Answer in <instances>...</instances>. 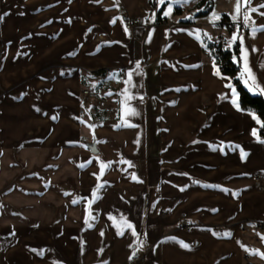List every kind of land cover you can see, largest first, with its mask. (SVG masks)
I'll return each instance as SVG.
<instances>
[{
    "label": "crops",
    "instance_id": "obj_1",
    "mask_svg": "<svg viewBox=\"0 0 264 264\" xmlns=\"http://www.w3.org/2000/svg\"><path fill=\"white\" fill-rule=\"evenodd\" d=\"M201 1L0 0V264H128L133 251L143 264H264L252 129L264 137L249 113L261 118L233 106L204 51L236 33L264 87V32L233 20L237 0H207L203 16ZM261 5L251 27L264 26ZM122 14L140 25L126 30ZM91 105L96 154L82 148Z\"/></svg>",
    "mask_w": 264,
    "mask_h": 264
},
{
    "label": "snow or ice",
    "instance_id": "obj_2",
    "mask_svg": "<svg viewBox=\"0 0 264 264\" xmlns=\"http://www.w3.org/2000/svg\"><path fill=\"white\" fill-rule=\"evenodd\" d=\"M159 2L161 4H164L166 2V0H159ZM176 3H188L189 0H175ZM243 7V12L241 11ZM260 7H264V5H261ZM172 11V7H171V4H169V7H168V10L165 11L163 14L164 16H168ZM258 9L256 7H251V0H243V3H242V0H237V4H236V7H235V13L236 15L233 16V20L235 21L239 16L242 15V23H243V26L245 28H249L251 27L252 24H254V22L251 20V16H250V13H253V12H257ZM264 14V13H262ZM188 17H186L187 19ZM215 19H219L218 16H215L214 17ZM3 19V16H0V20ZM115 22V21H113ZM251 31L253 34H255L257 31H262L264 32V26L260 27V28H256V27H251ZM205 36L207 35L206 33L204 34ZM240 40V52H241V57L240 59L243 60V68L241 70V76H240V79L243 80L244 84L246 86H248V90L250 92H253L254 94H260V95H264V87H261L258 83H257V80H256V77L255 75L253 74L252 72V69L250 67H248V50L243 47V38L242 37H238L236 33L233 34L231 40L228 42L229 43V46H231L233 43H235L237 40ZM253 51H256L255 49H253ZM213 67H214V72L213 74L214 75H219V69H216V66H215V62L213 63ZM137 68H139V65L137 64ZM129 80L126 81V83H131V76H132V73H129ZM226 87H229L231 88V91H232V104L233 106L239 111L240 110V104L238 102V97H237V93H236V89L235 88H232V86L230 84L228 85H225ZM125 92H127L128 90L125 89L124 90ZM135 97L133 96H128L127 99L128 100H131V99H134ZM223 98V97H222ZM141 99H143V97H141ZM128 114L129 115H136L137 113L135 112V109H132V108H129L128 110ZM249 115H251L252 119L256 122L257 125H259L261 128H264V122H262L255 114L253 113H249ZM83 122V121H82ZM254 137L257 138V140L264 144V140L260 139L259 135H258V132H257V129L256 128H253L252 129V133H251ZM247 157V153L245 152H241V159H245ZM89 163H91V161H89ZM81 167H83V165H81ZM107 167V165H104V164H101V167H100V170H101V174L103 173L104 169ZM133 179H136L135 175H133ZM193 183H197L196 181H193ZM102 187V185H97V188L93 190V197L96 196V192L98 191V189ZM205 187H212L211 185H206ZM183 190V189H181ZM65 195H67V193H65ZM93 201L90 200L89 201V204H91ZM73 204H77L79 203V201H72ZM89 219H94V217H91V216H86L85 217V223L88 224L89 222ZM110 219H114L112 217H110ZM91 225L89 224V227ZM120 226L123 228V227H126L128 229H132V225L130 223H127L124 218L122 217L121 218V221H120ZM118 234L120 235H123L124 232L121 230ZM132 234L135 236L136 235V231L133 229V232ZM225 235H228L227 233ZM143 244V241H140V246H142ZM181 246L182 247H185L187 248L188 245L186 244H183L181 243ZM131 247V245H130ZM138 250V249H137ZM136 254V251H133L132 255L129 256V260L133 259V257L135 256ZM253 254H259V253H253ZM262 257H264V254H261Z\"/></svg>",
    "mask_w": 264,
    "mask_h": 264
},
{
    "label": "trees",
    "instance_id": "obj_3",
    "mask_svg": "<svg viewBox=\"0 0 264 264\" xmlns=\"http://www.w3.org/2000/svg\"><path fill=\"white\" fill-rule=\"evenodd\" d=\"M206 2L207 0L201 1V6L205 7V10L200 12V15L202 16L206 15L211 10V7L206 4ZM148 5L155 8L154 0H148ZM220 24L228 27L229 24L227 18H222ZM204 51L205 56L218 65L220 72L232 80V83L239 94V102L242 109L255 112L261 118L262 122H264V97L260 95H251L244 88L242 79H240L242 62L240 59L241 52L239 39L231 46L220 41L208 42L204 40ZM101 73L102 72H100V74ZM100 113V110L93 106L91 110V120L97 121L103 119V117H99ZM259 134L261 137H264V128L260 129Z\"/></svg>",
    "mask_w": 264,
    "mask_h": 264
},
{
    "label": "built area",
    "instance_id": "obj_4",
    "mask_svg": "<svg viewBox=\"0 0 264 264\" xmlns=\"http://www.w3.org/2000/svg\"><path fill=\"white\" fill-rule=\"evenodd\" d=\"M179 13H183L184 10L183 9H179L178 10ZM121 21L122 24L124 26V28L126 30H132L135 27H137L138 25H140V21L137 18H134L132 16H130L129 14H122L121 15ZM159 23L160 24H166L167 21L164 18H159ZM249 28H243V31L250 29ZM111 73V70H105L103 72V74L100 76L101 78H106L107 76H109ZM84 94H87L86 91H84ZM184 218V216H183ZM190 226L189 222H185V227L188 228ZM128 264H143V257L139 254H135V256L133 257V259L129 260Z\"/></svg>",
    "mask_w": 264,
    "mask_h": 264
},
{
    "label": "rangeland",
    "instance_id": "obj_5",
    "mask_svg": "<svg viewBox=\"0 0 264 264\" xmlns=\"http://www.w3.org/2000/svg\"><path fill=\"white\" fill-rule=\"evenodd\" d=\"M108 69H109V68H108ZM108 69H105V70H108ZM105 70H104V71H105ZM86 89H87L88 91H87ZM84 91H86L87 94H88V92H89V95L93 93L91 88H86V87H84V90H83V95H84V96H88L87 94H84ZM91 92H92V93H91ZM91 107H92V105L90 106V108H91ZM88 113H91V111L88 110ZM92 122H93V121L91 120V115H89V118H88V119H85V118H84V121H83L84 139L87 141V142L85 141L86 144L91 143L89 137H90V135H91V133H90V129H91V126H92ZM89 141H90V142H89ZM82 148L85 149V150H88V149L86 148V145H84V144H82ZM258 240H259L261 246H264V236L261 235V236L258 238ZM262 250L264 251V249H262Z\"/></svg>",
    "mask_w": 264,
    "mask_h": 264
},
{
    "label": "water",
    "instance_id": "obj_6",
    "mask_svg": "<svg viewBox=\"0 0 264 264\" xmlns=\"http://www.w3.org/2000/svg\"><path fill=\"white\" fill-rule=\"evenodd\" d=\"M86 146L92 154L97 153V148H96V145L94 143H88V144H86Z\"/></svg>",
    "mask_w": 264,
    "mask_h": 264
}]
</instances>
